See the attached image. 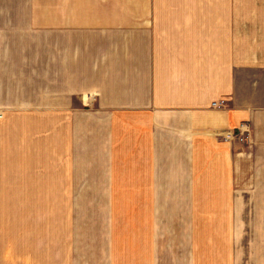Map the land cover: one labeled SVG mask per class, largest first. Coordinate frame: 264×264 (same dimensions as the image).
<instances>
[{
  "label": "crops",
  "instance_id": "1",
  "mask_svg": "<svg viewBox=\"0 0 264 264\" xmlns=\"http://www.w3.org/2000/svg\"><path fill=\"white\" fill-rule=\"evenodd\" d=\"M0 204V264H211V229L264 235V0H0Z\"/></svg>",
  "mask_w": 264,
  "mask_h": 264
},
{
  "label": "rangeland",
  "instance_id": "2",
  "mask_svg": "<svg viewBox=\"0 0 264 264\" xmlns=\"http://www.w3.org/2000/svg\"><path fill=\"white\" fill-rule=\"evenodd\" d=\"M2 192V191H1ZM4 212H5V205L0 204V223L4 219ZM205 224L207 228H210L213 226V221H205ZM223 226L224 221H223ZM4 225V220H3ZM245 231V227L244 230ZM247 231H250L249 228ZM254 231H257V228H254ZM230 232V229L228 227V230L226 234H211L207 235H201V252L203 253L202 259L203 261H209L211 264H213V248L217 251H220L222 253V256H230V251L232 249V245H234L237 249V256L239 260V264H243L241 262V259L244 260L245 258L250 259L251 256H254V263L253 264H263L261 259V252L258 251V247L261 244H264V235H258L254 234L253 236L250 234H238L235 237L228 234ZM251 245L254 246V252H251ZM3 252H0L2 254ZM205 253H208V258L205 257Z\"/></svg>",
  "mask_w": 264,
  "mask_h": 264
},
{
  "label": "built area",
  "instance_id": "3",
  "mask_svg": "<svg viewBox=\"0 0 264 264\" xmlns=\"http://www.w3.org/2000/svg\"><path fill=\"white\" fill-rule=\"evenodd\" d=\"M219 103L213 102L212 105L220 106ZM250 129L247 123H241L236 129H228L223 132L222 139L225 142H238V143H247L249 141Z\"/></svg>",
  "mask_w": 264,
  "mask_h": 264
}]
</instances>
